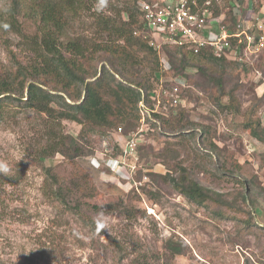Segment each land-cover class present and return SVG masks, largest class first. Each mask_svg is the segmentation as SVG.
I'll return each instance as SVG.
<instances>
[{
	"label": "rangeland",
	"instance_id": "obj_1",
	"mask_svg": "<svg viewBox=\"0 0 264 264\" xmlns=\"http://www.w3.org/2000/svg\"><path fill=\"white\" fill-rule=\"evenodd\" d=\"M127 2L132 0H107L106 6L90 0L66 18L62 41L82 43L88 56L84 66L96 71L86 81L99 76L103 65L109 68L100 46L114 37L104 24ZM9 6V0H0V14ZM19 20L20 34L0 26L2 75L36 58L25 37L37 31L38 22L23 16ZM250 20L245 17L242 23L249 26ZM156 56L158 61L135 52V67L145 68L154 89L173 81L169 69L160 65V54ZM228 61L221 98L228 106L210 99L218 89L204 90L205 76L195 68L185 71L181 105L164 99L154 106L161 118L183 130H165L163 119L141 110L140 101L135 128L122 124L90 131L76 121L53 119L1 98L0 162L11 172L0 173V264H264V141L246 126L252 121L264 127V49H244ZM77 88L83 90L80 84ZM229 92L236 109L229 108ZM52 94L59 108L64 101L72 103L64 93ZM51 130L75 138L84 154L72 160L58 153L40 157ZM131 139L135 149L130 154L124 148ZM46 168L64 181L76 173L87 176L93 194L82 200L99 207L88 213L97 232L46 194ZM182 173L211 189L208 198L190 201L176 190L168 174ZM109 205L113 209L104 210Z\"/></svg>",
	"mask_w": 264,
	"mask_h": 264
},
{
	"label": "trees",
	"instance_id": "obj_2",
	"mask_svg": "<svg viewBox=\"0 0 264 264\" xmlns=\"http://www.w3.org/2000/svg\"><path fill=\"white\" fill-rule=\"evenodd\" d=\"M87 1L90 0H9L8 10L5 14H0V26L3 30L9 27L20 34V28L23 27L19 20L21 16L38 22L37 31L33 35H28L29 38L25 37L36 58L33 57L34 60L28 65L17 63L18 68L15 72H11L12 74L2 75L0 73V96L8 93L0 97V100L14 99L21 102L22 107L34 109L53 119L76 121L90 131L116 128L122 124H125L127 130L135 128L140 118L137 106L141 100L154 118L163 119L160 113L153 111L151 93L154 86L147 81L145 68L135 67L138 65L135 57L137 50L158 61L156 49L151 47L146 40L133 34V31L142 25L141 13L136 7L135 0L123 6L122 14L118 12L117 15L105 21L106 33L114 37L111 43L105 41V44L100 46L109 68L103 65L99 76L94 80L86 81L87 78L96 75L95 70L90 72V68L84 66L83 60L88 57L86 56L87 48L75 39L63 42L62 35L68 22L66 19L68 15H77L78 6ZM205 1L197 0L198 4ZM208 1L214 16L225 14L224 24L231 33L243 27L242 21L250 11L254 12L261 8L259 0H226L224 5H220L218 0ZM250 18L253 19V17ZM244 47V42L237 43V39L231 37L230 48L227 49L228 55L221 57H215L211 52L206 51L193 54L183 47L178 49L164 47L163 51L169 59L168 69L172 73L170 76L172 80L178 78L187 82L186 69L195 68L205 76V84L202 86L204 90L216 89V87L218 89H216L217 96L211 95L210 99L228 106L221 100L225 88L223 74L226 65L229 64V56L237 57L243 52ZM109 69L120 79L111 74ZM139 72L142 75L138 74ZM79 84L83 86V90L77 88ZM163 84L168 85L166 82ZM25 88H27L26 96L24 95ZM50 91L66 94L72 103L64 101L62 107L59 108L52 101L53 94ZM230 93H228L231 99L229 108L236 109ZM23 97L25 99H22ZM183 98L184 93L180 89L178 105H181ZM162 126L164 129L167 126H172L171 128L175 130L184 129L179 123L166 119L162 120ZM246 126L249 127L253 137L264 141V127L259 123L254 125L252 121L247 122ZM55 133L53 130L47 133L50 139L40 147V157L46 158L58 153L63 158L72 160L74 156L84 154L75 138ZM46 173V194L58 201L65 211L76 214L83 224L97 232L95 221L88 213L89 208L97 211L99 207L91 206L82 200L86 195L93 194L88 190L90 183L87 176L84 173H76L71 180L64 181L51 173L49 168H46ZM168 176L172 186L190 201L202 202L210 195L211 189L185 173L178 177L171 174ZM48 180H50L49 183ZM2 183L0 179V187ZM108 209L113 208L109 205L104 210Z\"/></svg>",
	"mask_w": 264,
	"mask_h": 264
},
{
	"label": "built area",
	"instance_id": "obj_3",
	"mask_svg": "<svg viewBox=\"0 0 264 264\" xmlns=\"http://www.w3.org/2000/svg\"><path fill=\"white\" fill-rule=\"evenodd\" d=\"M141 13L142 25L133 34L146 40L160 54V65L164 71L168 69V58L161 51L164 47L178 49L183 47L188 52L199 54L211 52L215 57L228 55L230 38H236L237 43H245L244 49L251 53L264 49V0L260 1L261 8L250 11L246 17H253L251 25L244 26L231 33L224 24L225 14L214 16L209 1L198 4L197 0H135ZM256 12V13H255ZM160 82L159 88L151 93L154 106L166 99L171 104H178L181 87L185 82L174 79L173 83L165 86ZM140 108L147 112L149 109L140 101ZM135 142H126L124 151L133 153Z\"/></svg>",
	"mask_w": 264,
	"mask_h": 264
},
{
	"label": "clouds",
	"instance_id": "obj_4",
	"mask_svg": "<svg viewBox=\"0 0 264 264\" xmlns=\"http://www.w3.org/2000/svg\"><path fill=\"white\" fill-rule=\"evenodd\" d=\"M102 6H106L107 0H101ZM11 172L10 167L5 162H0V173L9 174Z\"/></svg>",
	"mask_w": 264,
	"mask_h": 264
}]
</instances>
